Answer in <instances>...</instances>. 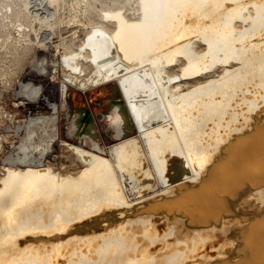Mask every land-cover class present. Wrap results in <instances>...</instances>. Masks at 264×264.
Listing matches in <instances>:
<instances>
[{
	"label": "bare ground",
	"instance_id": "6f19581e",
	"mask_svg": "<svg viewBox=\"0 0 264 264\" xmlns=\"http://www.w3.org/2000/svg\"><path fill=\"white\" fill-rule=\"evenodd\" d=\"M117 1H18L28 30L2 78L34 44L39 74L63 78L49 112L0 132V264H264V0ZM109 84L107 144L69 98ZM62 109L75 170L47 160Z\"/></svg>",
	"mask_w": 264,
	"mask_h": 264
},
{
	"label": "rangeland",
	"instance_id": "374dc122",
	"mask_svg": "<svg viewBox=\"0 0 264 264\" xmlns=\"http://www.w3.org/2000/svg\"><path fill=\"white\" fill-rule=\"evenodd\" d=\"M1 1L12 4V7H11V10L13 9L12 13L15 11V9L20 8L18 4V1L20 0H1ZM68 1H73V0H68ZM124 2L125 0H119L114 4V6L121 5ZM109 4H113V1L109 2ZM68 5L65 4L64 7H62L63 3H61L58 6L60 10L58 11L59 19L61 18L63 20H66L68 18V15L70 14V12H68L69 10ZM96 5H98V3H96ZM82 8H83L82 6L77 7L78 16L80 17V19H82V21H85L88 18H90L93 21L99 20L98 15H96L95 13L88 12V11L84 12ZM66 9H67V12H66ZM63 11L66 12V15H65V12ZM10 19L13 20V17L12 16L7 17L8 21ZM26 21L27 20L25 19V16H24L23 22H26ZM66 24L67 22L64 21L61 23V26H60L62 29L63 35H70L71 33H73L72 31L74 28L77 29V26H75L76 23L72 22L70 25L69 23L67 25ZM86 25H88V23ZM32 27L33 26H30V25L28 26L29 29ZM11 32L12 34L17 33V29L14 27H11L10 25H8V27L0 29V59H1L0 74H2V72H4L8 68L7 64H9V62L4 61L5 62L4 63L2 61L4 58H6L8 48L10 47V44L8 45L7 43H4L6 40L5 37L6 35H8V33H11ZM83 32L84 31L79 32L81 36L84 34ZM57 38L58 37H55V34H54V36H52L51 39L57 40ZM42 53H44V50H42L38 44L32 45V49L28 53L27 57L13 69H10L11 67L9 68L8 80H6L5 77L2 78L3 74L0 75V103H1L0 132H2L3 136L6 134L7 138H11L10 135L12 134V132L8 131V127L6 126V124L10 122L13 123L15 119L18 120V119H23L25 117L28 118L31 113L38 114L40 112H49L50 108L46 105L47 103L46 100L50 99L51 101H57L60 97L58 86H59V82L63 78V74L61 71H58L54 77L50 78V74H52L53 76V73H51L52 72L51 61H49L48 63L50 67L48 68V73H46L45 75L39 74L37 68H38V65H40V62L38 60L37 55L40 56ZM47 54L50 58H54V59H57L59 55L58 51L56 50L55 45L51 47V49L49 50V52H47ZM19 78H31L35 82H40V83L42 82L43 88H44L43 96L46 99L43 97V98H40V100L37 102H30L28 99L22 96L23 94L17 93V90L19 91V89H17V86H19ZM113 93H114L113 86L109 84V85H105L101 87L100 90L92 89L87 92H83L78 89L77 90L73 89L71 92V96L69 98L70 104L72 106H88L92 110L93 115L97 122L98 130L101 134V137L103 141L106 142L107 144H110L113 141V139L110 136L109 128H108L107 122L105 121V117L103 114L107 110L111 98H113ZM19 102H22V103H20L19 105H16ZM58 114H59V121H58L59 130L58 132H56V135H55L57 138L54 141L55 144L53 146V152H51L47 160L49 163L55 166H60V164L63 163L70 170H75L76 169L75 163H77V157L72 152H70L65 146L61 145L60 143V138L67 137L68 129H67L66 122L68 120H67L66 110L62 109L59 111ZM5 144H7L6 141H5ZM7 149L9 150L8 153H10L12 148L9 149V147H7ZM5 156L6 155L0 154V165L3 164ZM1 172L2 170L0 167V173Z\"/></svg>",
	"mask_w": 264,
	"mask_h": 264
},
{
	"label": "built area",
	"instance_id": "2783aa9c",
	"mask_svg": "<svg viewBox=\"0 0 264 264\" xmlns=\"http://www.w3.org/2000/svg\"><path fill=\"white\" fill-rule=\"evenodd\" d=\"M6 3L7 2H3L2 4H0V29L8 27V25L17 29V33L12 34V32H11V33H8V35H6V37H5L6 40L4 43H7L9 45L21 37L20 32L24 31L23 29H26V30H28V29L25 27L26 26L25 22H23V15L22 14L17 15L19 8L15 9V11L12 13L13 9L11 10L10 6H5ZM9 16H12L13 20L10 19L8 21L7 17H9ZM20 23H22V26H19ZM0 63H1V59H0ZM37 70H38V68H37ZM38 72H39V70H38ZM1 91H3V90H1ZM0 106H1V103H0Z\"/></svg>",
	"mask_w": 264,
	"mask_h": 264
}]
</instances>
